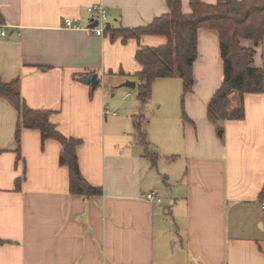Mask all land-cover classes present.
Instances as JSON below:
<instances>
[{"label":"crops","instance_id":"obj_1","mask_svg":"<svg viewBox=\"0 0 264 264\" xmlns=\"http://www.w3.org/2000/svg\"><path fill=\"white\" fill-rule=\"evenodd\" d=\"M180 1L190 14L189 0ZM94 4L111 30L169 14L164 0H0V79L17 80L25 107L49 112L56 131L79 142L80 175L102 191L72 195L62 146L38 130L22 128L17 146L19 112L0 98V264H264V91L246 95L244 118L224 121L218 135L206 109L223 64L217 33L200 29L191 92L181 80L156 87L178 78L157 79L139 103L135 53L167 39L122 42L62 27L65 19L89 27ZM241 45L254 49L252 67L264 77V41ZM126 81L134 99L122 91L109 101ZM134 118H142L143 142ZM151 192L159 203L146 200ZM165 234L177 254L165 252Z\"/></svg>","mask_w":264,"mask_h":264},{"label":"trees","instance_id":"obj_2","mask_svg":"<svg viewBox=\"0 0 264 264\" xmlns=\"http://www.w3.org/2000/svg\"><path fill=\"white\" fill-rule=\"evenodd\" d=\"M169 14L156 18L146 27L138 29H107L111 39L121 38L139 41L142 36H164L167 42L155 48H140L135 60L141 70L137 75V100L146 104L151 95L152 84L157 79L178 78L182 82L183 94L192 90V67L196 59V38L200 29L217 33L220 58L223 64V80L210 99L206 113L209 122L222 132L224 121H240L244 118V97L248 94H262L264 91L263 71L252 67L254 49L241 45L250 40L254 46L264 41V0H216L206 5L200 0H189L190 14L181 11L180 0H164ZM3 23L0 14V24ZM0 98L7 100L19 112L15 130V143L20 145L22 128L35 129L42 139H53L60 143L62 151L59 162L69 168V191L72 195L85 198L98 196L101 189L89 186L78 168L76 146L78 141L64 138L49 122V112L33 111L25 107L18 90V81L4 83L0 79ZM183 118L186 119L183 114ZM142 118H134L133 128L143 142ZM146 144V143H144ZM146 156L156 161V155ZM19 158V156H18ZM264 198V189L259 195Z\"/></svg>","mask_w":264,"mask_h":264},{"label":"built area","instance_id":"obj_3","mask_svg":"<svg viewBox=\"0 0 264 264\" xmlns=\"http://www.w3.org/2000/svg\"><path fill=\"white\" fill-rule=\"evenodd\" d=\"M86 12L90 16V25L94 22L96 23L95 27H81L76 20L65 19L62 23V27L67 30H83L90 33H95L98 35H103L108 29L107 25V11L101 5H90L86 8ZM5 31H0V36H5ZM109 114V113H108ZM112 114V113H110ZM114 115V114H113ZM146 200L153 203H159L161 201L160 197L155 193L151 192L145 196ZM264 209V207H263Z\"/></svg>","mask_w":264,"mask_h":264},{"label":"rangeland","instance_id":"obj_4","mask_svg":"<svg viewBox=\"0 0 264 264\" xmlns=\"http://www.w3.org/2000/svg\"><path fill=\"white\" fill-rule=\"evenodd\" d=\"M159 83H167V84H170V85H177V87H179V85H181L180 80H178V79L177 80H175V79L166 80V82H158L156 84V87H158V88L161 85ZM121 89H123V90H117L118 92L111 91L109 93V97H108L109 101H111V102L119 101L120 100V96L119 95L121 94L122 91H125V93L126 92L130 93L132 95V97H129V99H127V101L131 100V98L134 99L135 93H136L135 90L125 89V88H121ZM114 94H116L115 97H113ZM175 242H176V239L169 238L168 234L167 235L165 234L163 236V248L165 249L166 253H168V254H172V253L177 254L178 253L179 244L177 242L176 243Z\"/></svg>","mask_w":264,"mask_h":264},{"label":"water","instance_id":"obj_5","mask_svg":"<svg viewBox=\"0 0 264 264\" xmlns=\"http://www.w3.org/2000/svg\"><path fill=\"white\" fill-rule=\"evenodd\" d=\"M96 23L94 22L92 25H90V27H95ZM87 83H90L92 87H94L96 85V82L94 83L93 81H86ZM121 87L123 88H128V89H134L135 88V83L134 82H130V81H126L124 82ZM221 134V131H218V135Z\"/></svg>","mask_w":264,"mask_h":264}]
</instances>
